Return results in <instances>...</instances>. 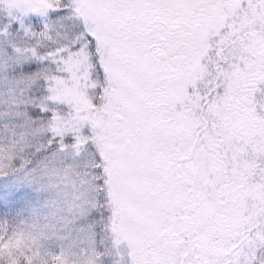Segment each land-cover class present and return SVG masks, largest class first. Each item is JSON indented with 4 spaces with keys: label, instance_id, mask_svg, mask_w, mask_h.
Masks as SVG:
<instances>
[{
    "label": "snow or ice",
    "instance_id": "6c2138e0",
    "mask_svg": "<svg viewBox=\"0 0 264 264\" xmlns=\"http://www.w3.org/2000/svg\"><path fill=\"white\" fill-rule=\"evenodd\" d=\"M0 264H264V0H0Z\"/></svg>",
    "mask_w": 264,
    "mask_h": 264
}]
</instances>
